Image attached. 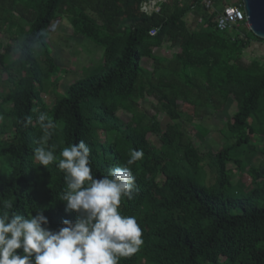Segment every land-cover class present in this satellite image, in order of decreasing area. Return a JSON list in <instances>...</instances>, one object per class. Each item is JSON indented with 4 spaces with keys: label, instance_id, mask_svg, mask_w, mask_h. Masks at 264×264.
Wrapping results in <instances>:
<instances>
[{
    "label": "trees",
    "instance_id": "obj_1",
    "mask_svg": "<svg viewBox=\"0 0 264 264\" xmlns=\"http://www.w3.org/2000/svg\"><path fill=\"white\" fill-rule=\"evenodd\" d=\"M220 1L214 0L215 9ZM142 2L0 0V32L9 41L0 44V89L7 87L0 93V211H45L53 230L64 219H76L60 201L63 172L55 162L46 169L33 160L41 135L36 117L47 112L57 124L50 140L57 158L63 147L85 141L94 177L124 165L132 149L144 153L131 166L138 191L120 206L123 215L137 218L144 243L119 264H264V167L249 168L248 186L233 185L228 169L230 164L237 171L247 168L243 153L247 148L253 153L256 137L264 156V64L243 61L252 43L264 41L251 32L240 39L236 28L220 32L218 10H205L200 0H173L152 17L140 12ZM192 12L202 20L193 31L185 21ZM58 20L103 51L99 73L76 81L65 95L57 93L59 78L51 80L65 72L48 42ZM154 29L158 33L150 37ZM165 44L178 49L169 60L153 54ZM143 59L153 62L151 72ZM50 87L56 98L52 107L42 100ZM149 99L173 123L164 132L156 116L140 112ZM231 100L236 112L221 131L230 145L215 154L194 149L175 124L191 121L180 106L202 117ZM120 112L130 115L128 124ZM25 116L33 118L27 128L18 123ZM151 135L159 137L160 148ZM205 167L214 177L212 186L205 183ZM4 201L12 209H3Z\"/></svg>",
    "mask_w": 264,
    "mask_h": 264
},
{
    "label": "clouds",
    "instance_id": "obj_2",
    "mask_svg": "<svg viewBox=\"0 0 264 264\" xmlns=\"http://www.w3.org/2000/svg\"><path fill=\"white\" fill-rule=\"evenodd\" d=\"M18 123L27 128L33 118L25 116ZM36 123L41 135L33 160L46 169L55 162L63 172L60 201L76 219H64L63 226L53 230L45 211L29 215L0 211V264H119L137 253L144 243L141 226L135 216L123 215L120 206L138 191L131 166L143 158V151L130 150L124 165L94 177L85 141L63 147L58 159L56 144H50L56 122L40 112ZM12 207L10 201L2 204L3 209Z\"/></svg>",
    "mask_w": 264,
    "mask_h": 264
},
{
    "label": "rangeland",
    "instance_id": "obj_3",
    "mask_svg": "<svg viewBox=\"0 0 264 264\" xmlns=\"http://www.w3.org/2000/svg\"><path fill=\"white\" fill-rule=\"evenodd\" d=\"M241 5L240 0H221L216 9L221 12L222 8L227 5ZM187 27L190 30H195L198 26V17L195 13H190L185 19ZM237 33L240 34V39H244L246 33L249 32L248 28L244 26L235 27ZM15 32V31H14ZM9 41L6 34L0 32V44H7ZM48 42L53 52V59L57 66L63 68L65 72L60 73L57 77H52V81L59 78L57 82V93L65 95L68 88L76 81L86 78L92 75H97L99 65L102 62L103 51L89 42L85 41L80 35H75L68 22L65 20H58L54 22L48 33ZM2 52V50H0ZM178 49H170L166 44L160 50H154L155 56H160L166 60L171 59L173 54L177 53ZM15 55H11V61L16 60ZM245 63L258 61L264 64V43H252L251 46L245 51L243 56ZM142 66L149 72L153 70V62L149 59L142 60ZM6 75H1V81L4 83ZM7 92V87L2 86L0 93ZM55 96L53 95V87L49 88L47 94L42 95V100L48 107H52L55 102ZM182 111L191 117V121L183 118L181 121L175 123L182 127L183 133L193 142L194 149H197L204 153L215 154L220 150L227 148L230 143L224 140L221 131L226 126L227 119L236 112V106L232 103V100L226 105V107L220 112L206 111L202 114L204 116L197 117L192 115L191 108L188 106H180ZM140 112L149 113L152 116H156L157 122L160 125V130L164 132L168 125H172L168 118L162 113L152 99L147 100L141 104ZM118 117L125 124L131 121L129 114L120 112ZM1 123V120H0ZM199 128L205 130L207 135L204 136ZM103 141L106 136L101 135ZM150 141L156 148L161 147L160 139L158 136H149ZM255 149L253 153H249L247 148L243 153L242 159L247 164V168L237 171L234 164H230L228 169L233 172V185L238 184L240 181L244 185L248 186L251 181L248 179L249 168L261 169L264 167V156L260 153L262 148V140L258 137L254 139ZM206 174V185L212 186L214 184V177L211 174L209 168L204 169Z\"/></svg>",
    "mask_w": 264,
    "mask_h": 264
},
{
    "label": "built area",
    "instance_id": "obj_4",
    "mask_svg": "<svg viewBox=\"0 0 264 264\" xmlns=\"http://www.w3.org/2000/svg\"><path fill=\"white\" fill-rule=\"evenodd\" d=\"M173 0H143L140 6V12L146 17H152L154 15H159L163 6L169 4ZM179 1H190V0H179ZM201 5L207 11L215 12V3L214 0H200ZM196 11V8L193 9ZM202 23V20H199V24ZM217 29L220 32H227L232 30L237 26H244L248 28L250 32L249 24L246 21L245 14L242 10V6L227 5L224 6L221 12H218L216 17ZM157 30H152L149 35L150 37H155L157 35ZM242 39V38H241Z\"/></svg>",
    "mask_w": 264,
    "mask_h": 264
},
{
    "label": "water",
    "instance_id": "obj_5",
    "mask_svg": "<svg viewBox=\"0 0 264 264\" xmlns=\"http://www.w3.org/2000/svg\"><path fill=\"white\" fill-rule=\"evenodd\" d=\"M250 32L264 41V0H240Z\"/></svg>",
    "mask_w": 264,
    "mask_h": 264
}]
</instances>
